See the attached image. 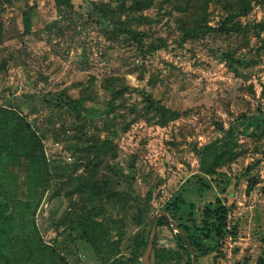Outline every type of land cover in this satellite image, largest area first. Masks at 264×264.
<instances>
[{
  "label": "rangeland",
  "instance_id": "obj_1",
  "mask_svg": "<svg viewBox=\"0 0 264 264\" xmlns=\"http://www.w3.org/2000/svg\"><path fill=\"white\" fill-rule=\"evenodd\" d=\"M250 2L249 13L240 15L242 0H150L136 13L127 9L132 0L124 6L121 0H0V103L18 105L46 134L49 154L62 146L73 156L56 154L60 177L42 205L45 215L48 208L56 213L46 221L41 214L36 219L43 239L57 237L56 247L72 264H102L75 233H62V214L73 210L74 202L101 207V217L113 226L123 216L126 247L135 237L148 236L165 200L179 191L193 204L198 223L218 198L229 208V232L219 251L201 257L200 264H258L264 256V128L245 132L238 121L264 109V29L259 26L264 1ZM231 14L245 31L185 38L183 29L195 26L196 18L218 26ZM148 97L166 112L151 107ZM65 100L94 110L77 116ZM231 124L238 156L219 169L226 176H209L196 149L223 138L222 128ZM84 139L112 148V157L97 170L85 169L68 147ZM4 169L3 164L1 195L24 199L35 192L26 170L9 178ZM92 180L104 191L89 202V191L76 187ZM147 203L149 211L138 220ZM177 233L166 225L157 228L152 264H186L189 255L179 243L186 244ZM142 259L126 264H142Z\"/></svg>",
  "mask_w": 264,
  "mask_h": 264
},
{
  "label": "trees",
  "instance_id": "obj_2",
  "mask_svg": "<svg viewBox=\"0 0 264 264\" xmlns=\"http://www.w3.org/2000/svg\"><path fill=\"white\" fill-rule=\"evenodd\" d=\"M57 1L59 2V0ZM121 1L124 6L125 0ZM185 1L188 3L189 0ZM250 1L242 0L241 5L237 8L240 15L249 13L251 10ZM255 1L263 2L264 0ZM149 2L150 0H132V4L127 9L131 13H136L140 7L148 6ZM101 11L107 16L105 9L102 8ZM235 19L234 14H231L220 25L213 26L206 22L203 17L196 18L195 26H185L183 29L185 38L196 37L208 32L245 31L246 27ZM259 26L264 29V24H259ZM25 28L27 30L31 29V16L28 12H25ZM127 32L131 33L138 41L142 39V33H137L132 29L127 30ZM225 58L230 66L234 65L235 60L229 54L225 55ZM148 101L154 109L162 113L166 112L165 107L156 106L157 102L153 98L148 97ZM65 103L67 109L77 116L89 115V112L94 110L83 106L77 101L65 100ZM238 121H240L245 132L250 129L256 131L264 128V109L259 108L257 113L250 116H241ZM222 129L225 133L223 138H217L200 149H196L201 163V170L209 176H226L219 169L238 156L235 126L231 124L227 130ZM45 139L46 134L35 127V124L25 116L18 105L0 103V171L4 164L5 174L12 178L15 172L24 169L27 173L28 184L35 187V192L24 199H15L0 193V264H72L56 247L57 237L50 242L43 239L37 223L38 220H36L40 214L41 219L46 221L50 217H54L56 213L52 210L53 208H48L45 215L46 209L42 206L54 178L60 177L55 162L56 154H63L67 160L73 158L72 154L62 150V146V149L58 147L56 152L49 154ZM57 143L59 146L60 143ZM69 146L72 151L79 154L78 161L85 164V169L91 167L97 170L103 159L112 157V154L109 153L110 150L112 151L111 147L109 148L107 145L95 147L88 139L77 140L72 144L69 143ZM87 147H90V151L84 150ZM69 180L74 181L72 174ZM226 187H223L221 191L225 192ZM84 189L89 191L87 192V200L92 202L95 198L100 197L104 191V186L98 185V182L93 180L87 183L80 181L76 190L82 192ZM197 189L202 190L201 186ZM216 201L218 204L214 208L206 207L204 217L200 223L195 220L193 204L186 202L182 191L165 200L160 209L165 210L170 218L189 235L198 262L201 257L218 252L221 240L229 232V208L225 203H222L221 199L218 198ZM73 205V210H66L62 214L63 225L65 226L62 233L70 232V235L75 233L80 241H83L95 251L97 261L102 264H126L128 261L136 262L139 258H143L152 228L146 238L137 236L132 244L125 247L124 236L127 221L123 216L116 220L117 224L113 226L109 219L101 217V207L88 205L86 201L82 205L77 204V202H74ZM38 207L39 210H37ZM149 207L150 205L147 203L139 208L138 220L144 218L149 211ZM164 225L169 226L173 231L168 218L161 216L158 219V228ZM114 227H116L115 234H112ZM27 229H30V231ZM32 231L34 232L31 233ZM177 236L186 244L182 246L179 243L180 249L187 251L189 255L186 264H193L186 238L181 233H177ZM214 239L217 240L214 245L207 243V241ZM154 253L155 246H153L150 264L153 262ZM257 263L264 264L263 255L259 257Z\"/></svg>",
  "mask_w": 264,
  "mask_h": 264
},
{
  "label": "water",
  "instance_id": "obj_3",
  "mask_svg": "<svg viewBox=\"0 0 264 264\" xmlns=\"http://www.w3.org/2000/svg\"><path fill=\"white\" fill-rule=\"evenodd\" d=\"M161 216H165L168 218V220H169L174 231L183 234V236L186 238L187 246L191 252L193 264H199L197 254H196L195 249L192 245V242L189 238V235L182 228H180V226L178 224H176L172 218H170L169 214L165 210L158 211L155 218H154L153 227L151 230V234H150V238H149L147 247H146L144 255H143L142 264H150L152 250H153V246H154V242H155V238H156V233H157V228H158V219Z\"/></svg>",
  "mask_w": 264,
  "mask_h": 264
}]
</instances>
